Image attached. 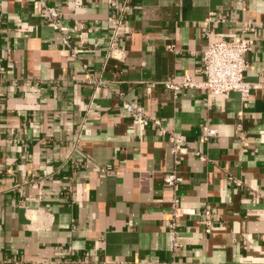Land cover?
Returning a JSON list of instances; mask_svg holds the SVG:
<instances>
[{"label": "crops", "instance_id": "1", "mask_svg": "<svg viewBox=\"0 0 264 264\" xmlns=\"http://www.w3.org/2000/svg\"><path fill=\"white\" fill-rule=\"evenodd\" d=\"M239 35L247 98L165 87ZM0 264H264V0H0Z\"/></svg>", "mask_w": 264, "mask_h": 264}, {"label": "built area", "instance_id": "2", "mask_svg": "<svg viewBox=\"0 0 264 264\" xmlns=\"http://www.w3.org/2000/svg\"><path fill=\"white\" fill-rule=\"evenodd\" d=\"M58 12L55 8H49L47 19L55 27L64 29L58 22ZM113 24L112 42L109 46L107 58H115L122 60L125 58V50L115 44V40L120 32L123 31V23L121 18L111 16ZM253 41L243 35L236 36L234 39H222L218 41H210L204 51L202 75L199 81L194 80L191 75L185 74L180 79L170 78L164 81L165 87L180 92L187 87H201L215 95L227 94L231 91L240 92L243 98H247L251 92V83L246 78V70L249 66L246 58L247 52L252 48ZM92 81L104 84L105 81L100 78L89 77ZM124 108L130 119L134 123L148 125L150 123L157 125L159 133L166 135L172 143V153L177 159L185 144V137L182 133L169 129L161 124L158 117L150 115L145 107L137 101L124 102ZM218 135V129L211 127L208 123L203 124V139L207 140ZM197 153V151H194ZM183 180L182 176L175 172L164 175V181L174 189L177 184ZM178 200L176 199L175 202ZM175 215L177 214V206L174 207ZM209 215V209L206 210ZM206 231H211V220L209 217L205 219ZM173 233H176V222L171 225Z\"/></svg>", "mask_w": 264, "mask_h": 264}]
</instances>
